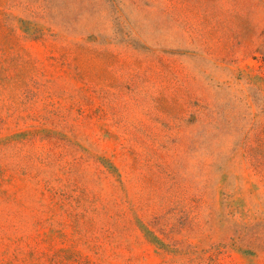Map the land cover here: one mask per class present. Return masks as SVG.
Segmentation results:
<instances>
[{
	"label": "rangeland",
	"instance_id": "374dc122",
	"mask_svg": "<svg viewBox=\"0 0 264 264\" xmlns=\"http://www.w3.org/2000/svg\"><path fill=\"white\" fill-rule=\"evenodd\" d=\"M0 264H264V0H0Z\"/></svg>",
	"mask_w": 264,
	"mask_h": 264
}]
</instances>
